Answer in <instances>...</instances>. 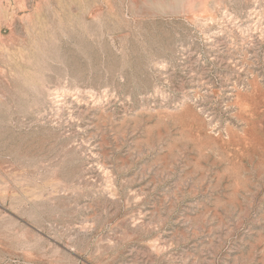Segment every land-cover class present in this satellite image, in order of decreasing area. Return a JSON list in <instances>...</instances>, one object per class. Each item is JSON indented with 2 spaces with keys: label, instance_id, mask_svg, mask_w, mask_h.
<instances>
[{
  "label": "rangeland",
  "instance_id": "obj_1",
  "mask_svg": "<svg viewBox=\"0 0 264 264\" xmlns=\"http://www.w3.org/2000/svg\"><path fill=\"white\" fill-rule=\"evenodd\" d=\"M0 264H264V0H0Z\"/></svg>",
  "mask_w": 264,
  "mask_h": 264
},
{
  "label": "bare ground",
  "instance_id": "obj_2",
  "mask_svg": "<svg viewBox=\"0 0 264 264\" xmlns=\"http://www.w3.org/2000/svg\"><path fill=\"white\" fill-rule=\"evenodd\" d=\"M54 98V97H53Z\"/></svg>",
  "mask_w": 264,
  "mask_h": 264
}]
</instances>
